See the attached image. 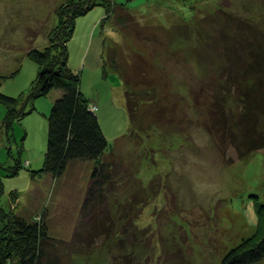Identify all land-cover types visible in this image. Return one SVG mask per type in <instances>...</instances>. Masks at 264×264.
Instances as JSON below:
<instances>
[{
  "label": "rangeland",
  "instance_id": "rangeland-1",
  "mask_svg": "<svg viewBox=\"0 0 264 264\" xmlns=\"http://www.w3.org/2000/svg\"><path fill=\"white\" fill-rule=\"evenodd\" d=\"M69 2L0 0V92H29L38 68L27 54L49 43ZM113 4L103 23V5L79 15L67 41L68 64L110 144L111 182L83 207L92 161L30 176L43 165L58 89L7 129L0 103V233L10 216L45 219L58 264H127L124 246L136 249L135 264H223L255 229L254 198L264 204V147L240 156L229 138L243 140V102L235 81L222 88L230 75L243 80L244 64L264 61V0ZM125 91L137 101L132 116ZM253 112L264 134V112ZM99 218L107 230L93 226Z\"/></svg>",
  "mask_w": 264,
  "mask_h": 264
},
{
  "label": "trees",
  "instance_id": "trees-1",
  "mask_svg": "<svg viewBox=\"0 0 264 264\" xmlns=\"http://www.w3.org/2000/svg\"><path fill=\"white\" fill-rule=\"evenodd\" d=\"M95 5H103L106 9L102 23L111 11H114L113 0H70L64 5L67 8L61 7L58 13L63 16V23L57 29V33L50 35L49 43L43 48H33L27 54L38 68L29 92L18 96L0 92V103L6 110L3 126L7 129L14 120H21L26 113L34 109L36 97L46 96L53 89L60 91L47 116L43 165L40 169L29 172L31 177L45 173L58 177L72 160L92 161L90 172L92 183L87 188L83 207L88 206L98 188L102 189L101 184L111 182L112 177L109 171L110 164L103 160L110 150V144L101 129L95 109L91 108L94 104L81 92L80 74L68 64L67 41L72 37L76 18ZM241 77L243 80H239L237 74L230 75V79L225 81L222 88L233 89L234 86L229 83L235 81L240 100L243 102L244 113L236 121V126H243L241 127L244 131L243 140L236 143L237 136L231 132L229 138L237 151L240 150V156H243L247 152L264 147L263 129L258 128L259 118L253 112H264V61L256 59L244 64ZM132 94L133 92L125 91L129 116L133 115L137 104ZM28 102L32 105L26 111ZM223 132L225 131L222 129V135ZM241 146L244 147L243 151L240 149ZM253 208L256 218L254 231L228 249L223 256V264H254L264 259V204L255 197ZM121 215L118 223L122 229L123 227L126 229L123 221L125 218H121L125 213ZM7 221L3 222L0 233V264H58L59 256L54 251L56 244L48 232L45 219L27 220L15 215L10 216ZM92 224L101 230L108 229L103 218L95 219ZM125 233V230L117 231L119 236L117 241L119 240L120 244L124 238L126 239ZM133 240L136 241V237ZM142 246L145 247L143 244ZM128 249L126 250L124 246L120 257L127 258L129 264H135L138 259V255L134 254L136 249L133 246H129ZM53 258H56V261Z\"/></svg>",
  "mask_w": 264,
  "mask_h": 264
},
{
  "label": "built area",
  "instance_id": "built-area-1",
  "mask_svg": "<svg viewBox=\"0 0 264 264\" xmlns=\"http://www.w3.org/2000/svg\"><path fill=\"white\" fill-rule=\"evenodd\" d=\"M91 108H93V109H94V108H95V105H94V106H91Z\"/></svg>",
  "mask_w": 264,
  "mask_h": 264
},
{
  "label": "crops",
  "instance_id": "crops-1",
  "mask_svg": "<svg viewBox=\"0 0 264 264\" xmlns=\"http://www.w3.org/2000/svg\"><path fill=\"white\" fill-rule=\"evenodd\" d=\"M90 48V47H89ZM73 69H75V68H73ZM76 70V69H75ZM60 94V93H59ZM58 97V96H57ZM29 163V162H28ZM28 165H30V163L28 164Z\"/></svg>",
  "mask_w": 264,
  "mask_h": 264
},
{
  "label": "bare ground",
  "instance_id": "bare-ground-1",
  "mask_svg": "<svg viewBox=\"0 0 264 264\" xmlns=\"http://www.w3.org/2000/svg\"><path fill=\"white\" fill-rule=\"evenodd\" d=\"M95 109V108H94Z\"/></svg>",
  "mask_w": 264,
  "mask_h": 264
}]
</instances>
